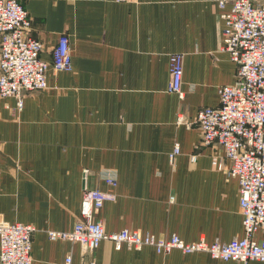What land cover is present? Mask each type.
<instances>
[{"label": "crops", "instance_id": "crops-1", "mask_svg": "<svg viewBox=\"0 0 264 264\" xmlns=\"http://www.w3.org/2000/svg\"><path fill=\"white\" fill-rule=\"evenodd\" d=\"M19 1L41 58L50 63L67 34L73 63L69 72L51 68L48 88L25 93L21 111L15 97H0V221L36 227L33 264H64L68 255L73 264H242L150 246L115 250L110 241L84 254L47 235L74 230L84 186L109 190L99 174L108 169L117 199L95 214L107 232L208 243L244 236L239 182L215 164H228L221 148L202 146L197 126L178 122L218 107L219 89L236 81L237 65L221 50L223 0ZM224 1L228 10L234 0ZM175 53L184 56L183 98L168 90Z\"/></svg>", "mask_w": 264, "mask_h": 264}, {"label": "built area", "instance_id": "built-area-1", "mask_svg": "<svg viewBox=\"0 0 264 264\" xmlns=\"http://www.w3.org/2000/svg\"><path fill=\"white\" fill-rule=\"evenodd\" d=\"M129 1V0H118ZM223 29L221 50L237 65L236 81L219 89L220 105L201 109L194 123L178 119L181 124L195 125L202 134V146L217 145L228 164L218 157L215 164L239 182V210L244 236L230 242L208 243L205 239L186 242L174 234L157 238L140 230L123 229L107 232L95 219L107 201L117 199L115 171L102 170L100 178L109 190L84 186L79 220L72 231H47L51 241L79 243L83 253H93L103 241H110L115 250L123 247H153L157 254L172 250L185 254L208 253L222 261L247 264L254 260L264 264V0H234L227 10V1H219ZM32 21L19 0H0V97H15L17 111L23 109L27 92L48 88L47 73L73 70L71 45L67 34L59 37L49 63L41 58L43 43L30 35ZM184 56L170 57L169 92L184 97ZM181 154L176 145L170 154L173 162ZM195 155L191 161H196ZM223 158V159H222ZM88 171H84L86 184ZM36 227L20 222L0 221V264H33L32 246ZM64 264H73L68 255ZM89 264H96L91 260Z\"/></svg>", "mask_w": 264, "mask_h": 264}]
</instances>
